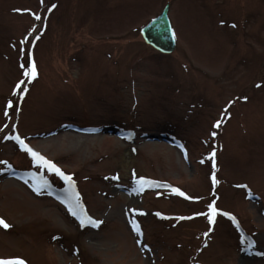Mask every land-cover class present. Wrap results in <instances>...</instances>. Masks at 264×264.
Listing matches in <instances>:
<instances>
[{
  "label": "rangeland",
  "instance_id": "374dc122",
  "mask_svg": "<svg viewBox=\"0 0 264 264\" xmlns=\"http://www.w3.org/2000/svg\"><path fill=\"white\" fill-rule=\"evenodd\" d=\"M166 4L163 54L139 29ZM17 133L99 225L32 187L67 182ZM0 217V259L26 264H264V0H0Z\"/></svg>",
  "mask_w": 264,
  "mask_h": 264
},
{
  "label": "snow or ice",
  "instance_id": "6c2138e0",
  "mask_svg": "<svg viewBox=\"0 0 264 264\" xmlns=\"http://www.w3.org/2000/svg\"><path fill=\"white\" fill-rule=\"evenodd\" d=\"M54 7V5H53ZM30 11V10H29ZM27 39V37H25ZM37 69L35 65V61L32 60L30 61V66L26 67L24 70V76L28 79L31 80L37 75ZM24 84V81H19L16 85L17 89H20L21 86ZM24 92L21 91V95H23ZM246 99V97H244ZM13 105V100L9 99L7 101V107L5 108V115H8V107H11ZM217 126H219L220 121L216 122ZM212 135L214 136L215 133L213 132ZM14 140H16L20 147L32 157V162L36 165H39L43 168H46L47 171L56 173L59 175L64 181L67 182L68 188L67 191L69 192V195L67 197H62L61 199L63 202L68 206L69 212L74 217H77L80 222V226L84 227L85 225H99L101 222L99 220L94 219L92 216H90L87 211L85 210L83 204L80 202V193L76 190L75 188V181L72 178L71 173H66L64 172L55 162L47 158L46 156L42 155L39 151L35 150L33 147H31L28 143H26L25 139L19 135L18 133L12 136ZM210 155H214V153H211ZM4 163H7L5 161ZM215 166V165H214ZM30 176L35 177L37 174L35 172H29ZM137 181V189L138 191H142L145 187L151 186L156 183V181L151 180L148 177L144 176H134L133 177ZM213 182L216 183V177L213 175L212 177ZM42 185H49V182L47 178L41 176L40 177V183H33L32 187L39 192L41 189ZM168 187L172 188L173 192L180 193L181 195H186L184 192H182L181 189L177 187H173L171 185H168ZM245 188H247V185H244ZM208 219L209 221H214L216 213L221 211L220 209L216 208L214 206V202L212 204L208 205ZM135 212H142V209H133ZM157 215L159 216H165L166 214L163 212H158ZM193 215H198V213H193ZM224 215L230 216L233 219V222H236L235 217L233 216L232 213L230 212H224ZM133 228L135 231L140 234L142 232V229L139 225V222L135 220L134 218L131 221ZM0 225H3V227L8 228L9 224L6 222V220L3 217H0ZM207 233H205L206 235ZM242 240H247L246 237L241 236ZM207 243V241H205ZM248 246L251 248L256 242L255 240H247ZM145 248H148L149 246L147 244L144 245ZM0 264H26L25 260H23L21 257H12L8 259H0Z\"/></svg>",
  "mask_w": 264,
  "mask_h": 264
},
{
  "label": "water",
  "instance_id": "95a60500",
  "mask_svg": "<svg viewBox=\"0 0 264 264\" xmlns=\"http://www.w3.org/2000/svg\"><path fill=\"white\" fill-rule=\"evenodd\" d=\"M168 5L140 29L145 43L156 50L169 53L175 47V37L167 16Z\"/></svg>",
  "mask_w": 264,
  "mask_h": 264
}]
</instances>
